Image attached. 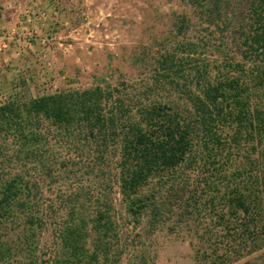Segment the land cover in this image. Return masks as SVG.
Returning a JSON list of instances; mask_svg holds the SVG:
<instances>
[{"label":"trees","instance_id":"obj_1","mask_svg":"<svg viewBox=\"0 0 264 264\" xmlns=\"http://www.w3.org/2000/svg\"><path fill=\"white\" fill-rule=\"evenodd\" d=\"M241 1L238 41L186 37L150 69L139 60L146 73L136 79L25 97L15 78L0 104V224L22 225L27 258L46 234L54 264H121L133 243L138 263L146 240L189 222L201 223L203 241L236 244L220 264L246 242L259 248L264 0ZM227 2L189 6L206 31L228 32Z\"/></svg>","mask_w":264,"mask_h":264},{"label":"rangeland","instance_id":"obj_2","mask_svg":"<svg viewBox=\"0 0 264 264\" xmlns=\"http://www.w3.org/2000/svg\"><path fill=\"white\" fill-rule=\"evenodd\" d=\"M61 1H68L67 20L77 31L60 41L67 51L62 53L64 46L57 47L52 53L55 57L50 58L49 64H45L41 71L43 80L40 83L41 87L44 85L45 93L85 89L101 80L114 84L119 79H136L146 73L139 60L145 58L150 69V63L157 54L177 46L183 49L186 37L199 34L209 35L215 43L228 42L227 39L233 38L237 40L238 25L246 19L245 1L241 0H226L231 24L229 34L218 30L212 33L213 28L206 31L205 16L190 8L191 0ZM33 82L39 86L38 81ZM116 197L118 201L119 196ZM199 225L200 222H189L172 233H155L145 241V254L138 263L131 254L138 243H133L121 264H197L198 261L199 264H220L222 259L219 256L223 251L238 250L236 244L230 247L219 241H203V228ZM23 237L22 225L11 218L0 224V264H54L56 250L53 239L46 234L40 237L42 243L38 256L32 261L26 257L28 242ZM260 243L255 250L249 248V242L244 243L240 247L242 256L232 254L223 263L264 264V238ZM213 250L220 251L217 258L211 255Z\"/></svg>","mask_w":264,"mask_h":264},{"label":"crops","instance_id":"obj_3","mask_svg":"<svg viewBox=\"0 0 264 264\" xmlns=\"http://www.w3.org/2000/svg\"><path fill=\"white\" fill-rule=\"evenodd\" d=\"M66 3L68 1L0 0V31L15 32L5 40L6 48L0 53V95L4 96V102L16 77H21L24 84L23 87L18 84L14 91L35 96L33 80L41 84V71L49 64V59L55 57L52 53L63 46L62 53L67 51L60 41L77 30L69 25ZM43 87L40 85L34 90L37 93Z\"/></svg>","mask_w":264,"mask_h":264},{"label":"built area","instance_id":"obj_4","mask_svg":"<svg viewBox=\"0 0 264 264\" xmlns=\"http://www.w3.org/2000/svg\"><path fill=\"white\" fill-rule=\"evenodd\" d=\"M15 35L14 30H11L9 33L5 32L0 35V53L6 48L5 40H8L9 37ZM4 102L3 97L0 95V104Z\"/></svg>","mask_w":264,"mask_h":264}]
</instances>
